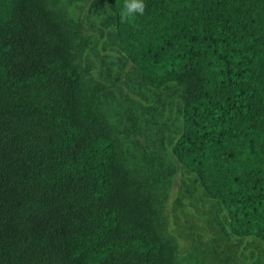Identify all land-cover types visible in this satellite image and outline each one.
Here are the masks:
<instances>
[{"label":"trees","instance_id":"16d2710c","mask_svg":"<svg viewBox=\"0 0 264 264\" xmlns=\"http://www.w3.org/2000/svg\"><path fill=\"white\" fill-rule=\"evenodd\" d=\"M144 2L0 0V264H183L176 166L264 244V0Z\"/></svg>","mask_w":264,"mask_h":264},{"label":"rangeland","instance_id":"374dc122","mask_svg":"<svg viewBox=\"0 0 264 264\" xmlns=\"http://www.w3.org/2000/svg\"><path fill=\"white\" fill-rule=\"evenodd\" d=\"M136 146L137 160L148 168L147 177L154 187L165 183L170 162L165 157ZM152 149L157 147L152 146ZM159 158V159H158ZM164 205L168 229L178 245L183 264H264V244L255 239L238 238L222 229L217 204L206 197L194 176L176 166ZM164 181V182H163Z\"/></svg>","mask_w":264,"mask_h":264},{"label":"clouds","instance_id":"9594fccd","mask_svg":"<svg viewBox=\"0 0 264 264\" xmlns=\"http://www.w3.org/2000/svg\"><path fill=\"white\" fill-rule=\"evenodd\" d=\"M146 4L144 0H124L123 7L120 11L122 20L128 22L134 21L137 15H143L145 12Z\"/></svg>","mask_w":264,"mask_h":264}]
</instances>
